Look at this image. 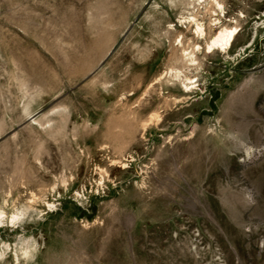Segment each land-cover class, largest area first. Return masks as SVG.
<instances>
[{"label":"rangeland","instance_id":"374dc122","mask_svg":"<svg viewBox=\"0 0 264 264\" xmlns=\"http://www.w3.org/2000/svg\"><path fill=\"white\" fill-rule=\"evenodd\" d=\"M220 1L0 0V264H264V0Z\"/></svg>","mask_w":264,"mask_h":264},{"label":"bare ground","instance_id":"6f19581e","mask_svg":"<svg viewBox=\"0 0 264 264\" xmlns=\"http://www.w3.org/2000/svg\"><path fill=\"white\" fill-rule=\"evenodd\" d=\"M191 1H197V0H191ZM210 1H212L210 3H213L215 6H217V8L219 9V11H221V14H222V10L224 8L223 7V3L220 0H210ZM189 3H190V1H189ZM190 5L193 6L194 4L192 5V3H191ZM188 12H189V10H188ZM193 12H195V11L193 10ZM189 13L190 14H189V19L188 20L190 22L189 24H192L194 26L193 27L194 28L193 31L195 33H197L198 35H205L206 36L209 33V31L207 32L206 29L207 28H210V26L208 25L207 28H206V26L204 25V23H202V21L198 20V18L196 17L195 14H193L192 12H189ZM184 19L185 18H183V20ZM212 21H213V18H212ZM214 21H215V24L216 23L218 24L219 18L218 17H215ZM184 23H186V22H184ZM208 23H210V21ZM211 24H213V22ZM237 26H239V25H236V24L235 25H232V26L231 25L227 26V25H224V24L219 25L216 28V31L214 33L211 32L212 34L209 36L207 42L206 43L204 42L205 45H206V47H207V49H222V50H226V49L230 48L231 45H232V42L234 41L235 36L237 35V32H238L237 31ZM172 27L175 29L174 26H172ZM179 35L180 34H178V36ZM181 42H182V38L179 39V43H181ZM192 45H195V44H192ZM195 48H196V46H195ZM180 58H181V60H185L186 62H189L190 64H193V63L195 64L196 63L195 62L196 61V56H195L194 50H192V48H191V50H186V49H183L182 48L181 53H180ZM173 75L175 77H177V78L178 77H182L179 74V72H177V70H176V72H174ZM183 75H184V73H183ZM185 78L188 79V80L190 79L189 77H186V76H185ZM182 81H183V79H182ZM183 83H184V81H183ZM187 84H185V87L186 88H187ZM150 116H152V115H150ZM157 116H158V114H157ZM151 118L153 119V116ZM17 215H18L17 213H12L10 215H7V213L4 210H0V225L7 224L8 222H12L15 218H17ZM27 253H28L27 247H25L24 249H22L21 254L23 256L24 255H27ZM18 257H19L18 254L15 253V258L18 259Z\"/></svg>","mask_w":264,"mask_h":264}]
</instances>
